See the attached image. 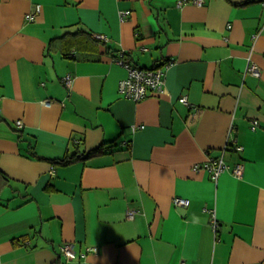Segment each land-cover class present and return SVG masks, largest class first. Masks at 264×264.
I'll return each instance as SVG.
<instances>
[{"label":"crops","instance_id":"crops-1","mask_svg":"<svg viewBox=\"0 0 264 264\" xmlns=\"http://www.w3.org/2000/svg\"><path fill=\"white\" fill-rule=\"evenodd\" d=\"M182 1L0 0V264H264V0Z\"/></svg>","mask_w":264,"mask_h":264},{"label":"built area","instance_id":"built-area-1","mask_svg":"<svg viewBox=\"0 0 264 264\" xmlns=\"http://www.w3.org/2000/svg\"><path fill=\"white\" fill-rule=\"evenodd\" d=\"M196 4H203L205 0H193ZM182 0H179V4H182ZM40 10V6H36L35 12L30 13L27 17L33 19L35 14ZM129 10H121L120 17L124 19L129 15ZM96 37L100 40H106L107 37L104 34H97ZM120 63L124 64V66L128 70V74L126 77L122 78L119 81V92L126 98H130L135 101H140L147 96L153 94H159L165 92V76H166V67L162 65H157L154 67H141L136 66L130 62H127L123 58L119 59ZM248 73L254 74L256 76H260L262 71L261 68L255 64L254 62H250L246 70ZM64 81L66 85L71 86L74 77L71 74H68ZM180 100L186 104H188L187 96H182ZM259 121L257 119L253 120V128L256 129L258 127ZM17 126L19 128L23 127L22 120H17ZM143 126V125H142ZM138 127L137 124L132 126L135 131ZM237 149H242V146L237 145ZM205 166L212 172L214 178H217L218 175L228 170L230 166L224 161L223 158H211L206 162ZM232 172L241 176L243 174V165L241 163L236 164L232 168ZM174 204L177 206L186 207L189 205V199L182 196L174 197ZM137 213L136 209L128 210L127 214L129 218H134ZM217 222H215V226ZM89 250L96 251V247H91ZM62 254H64L68 259H73L76 256V251L74 249L73 243H68L62 246ZM180 264H187L185 260H182Z\"/></svg>","mask_w":264,"mask_h":264},{"label":"trees","instance_id":"trees-1","mask_svg":"<svg viewBox=\"0 0 264 264\" xmlns=\"http://www.w3.org/2000/svg\"><path fill=\"white\" fill-rule=\"evenodd\" d=\"M98 40H100V39H98ZM67 55H68V53H67ZM122 57H123V59L125 58L124 55ZM124 60H127V59L125 58ZM0 176H2L5 180H8L9 179L1 170H0ZM53 264H60V262L58 261V262H55Z\"/></svg>","mask_w":264,"mask_h":264}]
</instances>
